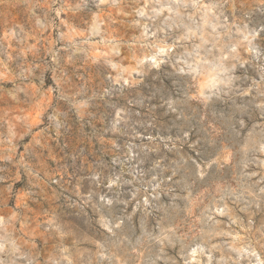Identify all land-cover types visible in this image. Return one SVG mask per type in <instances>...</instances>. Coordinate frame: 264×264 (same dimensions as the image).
I'll use <instances>...</instances> for the list:
<instances>
[{"label":"rangeland","instance_id":"obj_1","mask_svg":"<svg viewBox=\"0 0 264 264\" xmlns=\"http://www.w3.org/2000/svg\"><path fill=\"white\" fill-rule=\"evenodd\" d=\"M0 264H264V0H0Z\"/></svg>","mask_w":264,"mask_h":264}]
</instances>
